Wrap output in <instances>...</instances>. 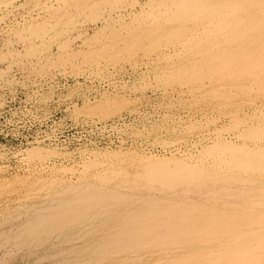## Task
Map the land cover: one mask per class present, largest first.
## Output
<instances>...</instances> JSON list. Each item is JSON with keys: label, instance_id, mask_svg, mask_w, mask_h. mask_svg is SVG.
Wrapping results in <instances>:
<instances>
[{"label": "bare ground", "instance_id": "obj_1", "mask_svg": "<svg viewBox=\"0 0 264 264\" xmlns=\"http://www.w3.org/2000/svg\"><path fill=\"white\" fill-rule=\"evenodd\" d=\"M33 8L9 28L23 52L7 50L30 60L29 71L143 64L167 95L206 111L189 130L215 127L193 152L110 151L20 188L0 184V198L19 191L20 199L0 211V264H264V0H34ZM96 102L84 111L104 119L129 105L108 95ZM26 151L37 161L52 153Z\"/></svg>", "mask_w": 264, "mask_h": 264}, {"label": "rangeland", "instance_id": "obj_2", "mask_svg": "<svg viewBox=\"0 0 264 264\" xmlns=\"http://www.w3.org/2000/svg\"><path fill=\"white\" fill-rule=\"evenodd\" d=\"M8 1L9 4H6V7H2L0 10V16L2 18H0V57L2 56L1 53H6L7 56H9V52L7 51L9 48L14 50L18 48L16 52H23L22 50L24 47L21 46L20 43L18 45V42L13 40L10 43L9 40L12 38L9 37V28L11 26H13L12 28L21 27V25L23 26L22 20L25 19V15L27 16V12L31 13V10L34 9V0H21L22 3L20 0ZM26 6H28V8H26ZM2 20H4V22ZM11 21L13 22L12 24ZM98 25H100V22L93 23V25H90V28L92 29ZM73 42L78 46L80 39L75 38V41ZM50 48H52L51 50L49 49L51 55L52 53H57L58 48L55 44L51 45ZM6 58L4 60L1 57V59L4 60V62L2 61L3 63L0 60V74L3 73L0 75L2 76L0 78V184L2 185H4L3 183L7 184L8 181L12 182L14 180H19L15 185L18 184L19 186H17L20 188L23 186V181L26 179L28 183L30 182L31 177L38 176L39 174L46 176L53 174V171L56 173L57 169L62 168L63 165V168H76V166L77 169L81 168L84 161L90 158L99 157L100 155L105 154L104 152L135 150L140 153L155 155H168L171 151L172 153L169 155L179 154V152L184 151L193 152L196 150V145H198L197 142H203L202 139L204 136L207 134L209 135L211 134L210 132L214 131V128L212 130V127H215V125L211 122L206 124L202 128L203 130H200L201 132H196L197 130H189L188 125L190 126L192 122L203 120L206 111L197 106L198 109L196 105H191V107L190 105L188 106L184 104V100V102H187V100L189 102L190 100L187 96H184L183 99H179L177 96L167 95L161 86H157L158 84L152 76V72L146 65L142 64V67L137 65L136 68V66L132 67L130 63L127 62L122 65L123 67H119L120 65L115 67L114 65H99V68L96 66L98 70L95 66L84 65L82 66L83 69H78L79 72L74 71L72 67L70 69V66L66 68L53 67L49 70L52 73L48 71L47 73H44L45 75L43 73L40 75L35 73V71V74L33 71H29L30 65H27V63L30 60H26L27 62L23 60V64H20L19 61L11 58V56ZM13 61L15 63L18 62L16 65H20L16 66L13 64ZM34 63L36 64V62ZM8 65L10 68L6 70ZM110 66L114 68L112 69ZM94 68L96 70H94ZM84 69L85 72H81L84 71ZM54 70L55 72H53ZM90 70L94 72L92 73ZM69 71L71 72L70 75ZM142 71L143 73H141ZM67 72L68 74H66ZM96 74H101L103 77L101 75V77L99 75L97 76ZM35 75L36 77H34ZM117 78L119 80H116ZM150 81L153 84H150ZM132 86L137 87L134 88ZM105 91L106 93H104ZM114 92L117 94V97ZM100 94L125 100L126 102H129V105L111 117L105 119L97 118L98 116L90 115L84 110L89 104H96L99 97L101 98L103 96ZM126 98L128 99L126 100ZM180 100H182V102ZM176 107H178V109ZM76 108H78V110ZM81 111L83 113H81ZM86 113L87 115H85ZM199 117L201 118L199 119ZM189 118L191 119L188 120ZM221 119L218 121V124L228 123L225 118ZM174 126L175 128H173ZM196 133H199V136ZM184 137H186V139ZM158 138L165 139L167 145H162L158 141L156 142L155 140H158ZM168 139L169 141H167ZM170 140L172 144L170 143ZM176 146H180L182 149L180 147L176 148ZM34 147L52 153H50L51 155H49V157L47 156L45 160L41 161L25 157L24 155L27 153L25 150ZM66 173H63V175L68 177H72L73 175L71 172H69L71 175L68 172ZM24 188L25 186L21 191L24 190ZM17 193H19V191L13 192L10 199H8L7 196L6 200L5 198H0V211L5 208L6 204L7 207L8 204L13 206L20 202V199L18 198L19 194ZM6 201L9 202L7 203ZM16 260H13L11 263L7 262L6 264H28L27 260L25 261L23 258H18V260Z\"/></svg>", "mask_w": 264, "mask_h": 264}]
</instances>
